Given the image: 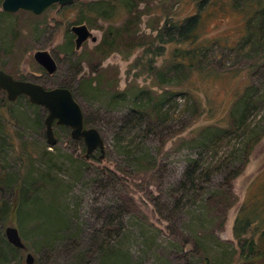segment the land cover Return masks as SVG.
<instances>
[{
    "label": "rangeland",
    "instance_id": "obj_1",
    "mask_svg": "<svg viewBox=\"0 0 264 264\" xmlns=\"http://www.w3.org/2000/svg\"><path fill=\"white\" fill-rule=\"evenodd\" d=\"M92 1L98 0H78L76 7L55 4L38 16L26 10L7 13L0 0V69L49 88L69 84L76 93L83 77H98L102 81V88L96 92L78 90L88 126L97 127L106 143L105 159H100V151H96L95 157L89 159L90 169L83 163L88 160L86 144L83 139L73 138L71 128L56 124L58 141L52 146L46 134L48 112L43 106L32 105L24 97L9 101L6 91L0 96L3 136L0 169L7 171L12 180L23 181L29 198L45 204L59 199L65 205L66 222L57 228L50 241L34 234V224L27 222V236L22 238L28 250L22 253L23 261L27 262L26 256L31 251L35 255L34 264H104L100 252L92 253L90 246L93 239L104 237L109 230L117 235V250L125 252L130 264H187L189 259L200 261L202 251L216 264H253L245 262L243 244L252 238L257 241L264 227V138L254 147L243 173L231 182V191L237 199L227 213L217 206L214 194L227 189L225 178L233 163L223 161V167L214 172L212 180L202 182L205 188L202 197L188 199L181 185L190 159L200 152H204L206 162L213 163L241 156L242 147L250 138L248 134L231 137L221 145L218 154L192 143L191 138L207 124H229L238 95L252 83L259 88L264 84V67L248 66L255 54L248 59L229 48L218 47L201 65L202 71L212 70L215 74L206 77L207 74L194 73L192 79L182 83V73L167 67L168 54L155 57L144 47L135 49L129 58L114 52L100 61L93 49L100 43L104 28L111 23L121 24L125 16L106 21L88 14L87 20L82 19L81 7ZM198 4L196 0H151L140 4L146 11L140 25L142 34L157 35V28L168 18L179 20L199 12ZM231 4V0H216L202 11L204 36L230 43L237 41L240 21L231 12ZM77 23L89 25L98 42L89 40L73 53L75 48L70 51L69 42L71 26ZM43 48L57 58L59 69L53 75L33 55ZM236 70L238 77L234 76ZM116 80L117 85L107 87V82ZM97 83L95 80L94 85ZM136 85L156 93H181L164 103L167 119L157 123L156 132L150 133L147 140L158 164L151 172H138L133 158L122 154L124 149L117 138L135 94L131 90L128 99L113 102L110 90L125 91ZM248 123L257 132L264 130V106L252 113ZM131 135L127 133L122 140L125 146L133 145ZM136 140L139 142L141 137ZM235 164L240 165L241 161ZM99 168H108L114 174L109 171L102 174ZM6 193V197L13 196L11 191ZM249 216L254 217L253 224L239 236L237 223ZM8 225L19 227L22 234L18 223H8L4 229L0 227V237L7 239ZM143 227L150 230L152 239L160 242L161 249L155 252L145 249ZM202 242L209 249L199 248ZM4 249L8 251V259L17 264L8 245Z\"/></svg>",
    "mask_w": 264,
    "mask_h": 264
},
{
    "label": "trees",
    "instance_id": "obj_2",
    "mask_svg": "<svg viewBox=\"0 0 264 264\" xmlns=\"http://www.w3.org/2000/svg\"><path fill=\"white\" fill-rule=\"evenodd\" d=\"M150 1L151 0H98L92 1L87 4V6L81 7V17L85 20L89 17L88 14L95 15L97 18H102L106 21L117 20L118 18L121 19L123 15L125 16L121 24L111 23V25L104 28L105 31L100 43L93 49V53H95L96 57L98 56L100 58V61L106 59L114 52H119L123 54L125 58H129L133 55L135 49L144 47L147 53L153 54L155 57L168 54L166 57L167 67H173L175 72L179 74L182 73V83L192 79L194 73L202 75L207 74L206 77L213 76L215 74L214 71H202L201 65L207 60V56L218 47L225 49L229 48L230 50L236 51L237 55H243L248 59H253L252 54H255V58L250 60L248 66H251V69L264 67V0H231L232 4L230 10L240 21V36L235 43H230L227 40L223 41L218 37L211 38L203 35L202 28L204 25L202 23L205 19H203L204 15L202 11L209 5L211 6L213 3H216V0H196L197 3H199V12L179 20L168 18L162 27L157 28V35H144L141 32L140 25L146 11L140 8V4L144 2L148 4ZM78 4L79 2L77 0L74 5H68V7H76ZM225 8L229 10L228 6ZM69 42L70 51H73L74 42L72 38ZM170 46L172 47L170 48ZM254 50H256V52ZM153 59L154 58H152L151 61H153ZM252 61H256L255 64L251 63ZM80 64L81 59L78 60V65ZM160 70V77L163 78L164 72L162 69ZM238 71L239 70L235 71V77H238ZM225 73L226 71L223 72V74ZM95 80H98V83L94 85ZM101 83L102 81L99 80L98 77H83L80 80L77 93L71 85L68 84L64 86L72 88L78 99V90L83 92V89H87L89 93L96 92L102 88V86H100ZM106 85L107 87L113 88V86L117 85V80L107 82ZM131 90L135 94L134 103L131 111L126 115L125 123L121 126L117 138L118 142L121 144H119L120 147L124 149L122 154H125L129 159H131V157L133 158L134 164L138 167L137 171L151 172L158 164L154 153L150 151L151 148L148 146L147 140L150 133L156 132L157 123L167 119L168 113L163 109L164 103L171 101L173 95H181V93H173L172 91L156 93L152 89H145L136 85L125 91L110 90L112 101H125V99L129 98L128 94ZM23 97L34 105L27 95H23L18 99ZM263 106L264 84L259 88L256 84L252 83L246 90L238 95L235 107L231 111L232 118L229 124H207L195 135V137L191 138L192 143L197 142L200 146L218 154L221 145L226 141L228 142L231 137L241 133L248 134V137H250L249 141L242 147L241 156L236 159L233 158L229 160V157L226 160H220L218 163L206 162L203 154L204 152H200L196 158H191L185 173V179L181 185V189L186 193L188 199L198 195L202 197L205 190L202 182L208 183L212 180L215 174L214 172L223 167V161L228 164L233 163L234 165L231 167L230 173L225 178L227 189L223 188V191L220 190V192L218 191L214 194V196L217 197V206L223 213H227L237 199V196L231 191V182L243 173V170L250 161L249 158L253 153L254 147L264 138V130L257 132V130L251 128L248 123V119L252 113ZM86 121L88 124L89 120L87 118ZM127 133L133 134L130 137V139L132 138L130 141L133 145L129 143L128 146H125L122 143ZM138 136L141 137L139 142L136 140ZM2 140L3 136L0 134V141ZM85 149L87 152L86 145ZM94 157L95 155L90 159ZM83 161L84 164H87L88 169H90L91 164L89 159ZM236 161H241V164H235ZM1 169L0 227L3 228L8 223H18L22 228L21 236L23 235L25 237L27 236V232L25 231L27 228L26 224L30 221L36 228L34 234L45 238V241L52 240L57 228L62 223L66 222L65 209H63V207L65 208L64 202L55 199L56 203L50 202V204H45L43 201L29 198L28 195L26 196V185H24L23 181L18 179L12 180L8 172ZM99 169L102 174H105L106 171L114 174L108 168ZM7 190L12 192V197H6ZM31 201L32 203L30 204ZM28 204L29 207H27ZM252 218L254 217L251 216L250 218L249 216L248 218L239 219L235 228L239 236L250 230L253 224ZM262 228L257 241L252 238L246 240L243 244L245 262L264 264V227ZM108 231L104 237H97L95 241L93 239L90 251L92 253L99 251L104 258V264H130L129 257L125 255V252L117 250L118 246L115 240L117 235ZM141 233L142 237H144L145 249L148 251L152 250L153 252L161 249L162 245L160 242H156L157 240H155V238L152 239L148 228H141ZM6 245H8L9 249L12 251L14 261H17V264H27V262L25 263V261H23L22 257V253L25 250L14 247L8 239L2 237H0V264L15 263L8 259V251L4 249ZM198 247L204 250L209 249L206 242H202ZM202 253L200 261L189 259L187 264H216L205 251H202ZM186 255L187 254H185V256Z\"/></svg>",
    "mask_w": 264,
    "mask_h": 264
},
{
    "label": "water",
    "instance_id": "obj_3",
    "mask_svg": "<svg viewBox=\"0 0 264 264\" xmlns=\"http://www.w3.org/2000/svg\"><path fill=\"white\" fill-rule=\"evenodd\" d=\"M76 0H3L2 9L5 12L18 13L20 10L31 11L35 15H42L53 5H72ZM71 31L76 35V49L80 50L86 42H98V36L86 23H77L71 26ZM35 60L50 75L59 69L58 61L50 50L43 48L34 52ZM3 91L8 94L9 101H15L23 95L36 105L47 110L45 118L46 134L50 145L57 144L54 127L56 124L71 128L73 138L84 140L87 147L86 156L90 159L96 151H100V158L106 157L105 138L97 127H89L82 103L77 99L72 88L65 86L46 87L38 81L18 79L12 73L0 69V96ZM6 237L16 248L28 250L19 227L6 226ZM27 264L36 262L35 255L29 251L26 256Z\"/></svg>",
    "mask_w": 264,
    "mask_h": 264
},
{
    "label": "flooded vegetation",
    "instance_id": "obj_4",
    "mask_svg": "<svg viewBox=\"0 0 264 264\" xmlns=\"http://www.w3.org/2000/svg\"><path fill=\"white\" fill-rule=\"evenodd\" d=\"M76 2H77V0L75 1V3H76ZM75 3H74V4H75ZM74 4H72V5H74ZM64 6H68V5H64ZM64 6H63V7H64ZM75 40H76V35H75L74 33H72V41L74 42V48H75V51H74L73 53H75L76 51H78V50L76 49V44H77V43L75 42ZM91 41H92V40H91ZM88 42H89V41H88ZM88 42H86V43H88ZM86 43H85V44H86ZM85 44H84V45H85ZM82 48H83V47H82ZM54 57H56V56H54ZM56 59H57V58H56Z\"/></svg>",
    "mask_w": 264,
    "mask_h": 264
}]
</instances>
